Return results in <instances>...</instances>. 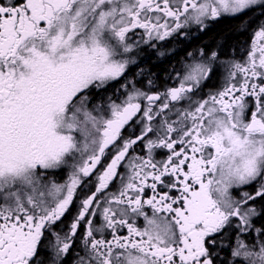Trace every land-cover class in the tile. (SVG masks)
Segmentation results:
<instances>
[{
    "label": "snow or ice",
    "instance_id": "snow-or-ice-1",
    "mask_svg": "<svg viewBox=\"0 0 264 264\" xmlns=\"http://www.w3.org/2000/svg\"><path fill=\"white\" fill-rule=\"evenodd\" d=\"M256 11L0 0V264H264V22L239 57L185 50L163 90L142 67Z\"/></svg>",
    "mask_w": 264,
    "mask_h": 264
},
{
    "label": "flooded vegetation",
    "instance_id": "flooded-vegetation-1",
    "mask_svg": "<svg viewBox=\"0 0 264 264\" xmlns=\"http://www.w3.org/2000/svg\"><path fill=\"white\" fill-rule=\"evenodd\" d=\"M229 21H234V27L232 28L234 39L232 43L227 45L224 40L220 39L212 44L209 43V40L203 39L204 35L216 28L218 23ZM261 22H264V16H262L259 11L249 12L246 15L240 16L239 18L223 17L219 21L210 24L209 28L203 32H196L195 29H193V35L191 38L184 40L181 44H173L172 46L176 48V53H174L171 58H166L160 61L153 56L152 59L146 64H143L142 67H145L158 77L157 83L161 85V90H163V85L167 80V72L165 69L170 71L173 65L179 67L178 62L184 57L185 50L194 51L197 48H206L208 50L218 51L222 59L229 57H239L244 53L247 43L250 41L253 30ZM199 38H202V40L198 41ZM160 65H164V68L157 70L152 68L153 66ZM221 83L222 80L220 79H215L211 82H208L207 86L204 88V93H207L210 90H215L221 85ZM116 87L119 88V85L117 84ZM108 95H111V90L109 91ZM55 178L62 181L63 179H66V173L61 172Z\"/></svg>",
    "mask_w": 264,
    "mask_h": 264
},
{
    "label": "trees",
    "instance_id": "trees-1",
    "mask_svg": "<svg viewBox=\"0 0 264 264\" xmlns=\"http://www.w3.org/2000/svg\"><path fill=\"white\" fill-rule=\"evenodd\" d=\"M234 27V21H229V22H221L218 23L216 28L208 32L207 34L204 35L203 39L209 40V43H215L217 40H224L225 43L228 45L233 42V32L232 28ZM201 41L202 38H199L198 41ZM154 70L157 69H163L164 65L160 66H153L152 67Z\"/></svg>",
    "mask_w": 264,
    "mask_h": 264
}]
</instances>
